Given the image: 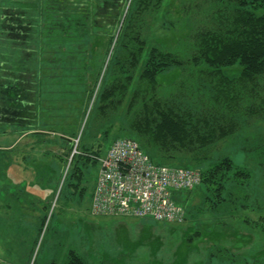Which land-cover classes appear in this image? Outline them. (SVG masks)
Segmentation results:
<instances>
[{"label":"trees","instance_id":"obj_1","mask_svg":"<svg viewBox=\"0 0 264 264\" xmlns=\"http://www.w3.org/2000/svg\"><path fill=\"white\" fill-rule=\"evenodd\" d=\"M164 1L0 0V134L31 132L42 145L57 128L43 120L53 113L46 86L52 81L59 96H77L83 87L84 110L90 109L85 124H64L51 140H62L54 157L70 160L68 186L87 189L86 170L98 166L96 157L117 130L112 141L136 140L155 163L200 172L201 183L188 191L184 206L191 207L194 193L218 219L238 208L262 210L264 0L198 5L204 27L189 23L177 48L145 37ZM94 38L108 40L110 56L97 89L95 82L89 90ZM231 150L244 155L243 164ZM208 252L210 262L216 257L228 264L232 256L215 243ZM65 264L91 263L71 249Z\"/></svg>","mask_w":264,"mask_h":264},{"label":"rangeland","instance_id":"obj_2","mask_svg":"<svg viewBox=\"0 0 264 264\" xmlns=\"http://www.w3.org/2000/svg\"><path fill=\"white\" fill-rule=\"evenodd\" d=\"M203 2L165 0L161 11L148 21L145 37L151 44L166 40L177 48L184 35L190 32L189 23L204 27V15L197 6L213 4L211 0L204 5ZM97 39H92V42L96 41V48L88 59L90 69L86 87L89 90L94 88L95 82L97 89L110 56L108 40ZM99 70L101 76L96 81ZM46 89L49 91L47 105L52 106L53 113L43 120L46 119L44 123L53 129L57 127L55 134H48L46 137L49 138H44L42 145L34 147L33 158L29 155L26 158L21 153L23 149L26 154H32L33 140L28 135L20 141L15 133L2 138L18 143L13 153L15 158L11 156L10 180L1 175L6 169L0 166V264H65L71 249L86 256L91 264H222L216 257L209 261L208 250L214 243L232 251L228 264H264V205L262 210L238 208L231 215L218 219L207 203L205 205L206 201L194 198V193L189 195L191 207L184 206L186 191L179 198L185 216L178 223L94 215L90 209L91 194L99 165L86 170V182L83 183L86 190L68 186L66 173H69L70 160L65 164L55 158L54 154L61 152L62 140L51 141L61 136L64 124L80 123L82 127L85 124L90 109L84 110L87 101L80 95L84 88H80L77 96L54 95V85L50 81ZM113 132L103 145L106 151L115 139V133L120 134L117 130ZM121 134L125 133L121 131ZM65 150L68 151L67 145ZM232 152L236 163L243 164L244 155ZM47 213L42 228V218ZM219 220L222 224H216ZM196 232L201 234L196 236ZM215 232L221 235L217 236ZM190 236L192 240H188Z\"/></svg>","mask_w":264,"mask_h":264},{"label":"built area","instance_id":"obj_3","mask_svg":"<svg viewBox=\"0 0 264 264\" xmlns=\"http://www.w3.org/2000/svg\"><path fill=\"white\" fill-rule=\"evenodd\" d=\"M96 158L99 166L91 202L94 215L181 222L185 209L179 196L201 183L198 170L157 164L128 137L113 141Z\"/></svg>","mask_w":264,"mask_h":264},{"label":"crops","instance_id":"obj_4","mask_svg":"<svg viewBox=\"0 0 264 264\" xmlns=\"http://www.w3.org/2000/svg\"><path fill=\"white\" fill-rule=\"evenodd\" d=\"M9 134H13L12 132L8 131V132H4V133H1L0 134V149L1 150H5L3 153H1L0 151V166L3 165V167L6 169V171L1 174L3 177H5L6 179H9L8 178L12 173L10 171L11 168H9L10 166V163H11V158L14 157L15 158V155L13 153H15L16 151V147H17V144L18 141L22 140V138H24L25 135H28L33 141L31 142L32 143V149H31V152L32 154H26V151H24L22 149L21 153L25 156H31L33 158L34 156V147H37V145H34V143H36V138L31 135L32 133L31 132H27V133H23V134H15L16 136H18V141H11L10 139H2V138H5V136H8ZM10 140V141H9ZM19 150V148L17 149ZM12 156V157H11ZM13 159V158H12Z\"/></svg>","mask_w":264,"mask_h":264}]
</instances>
